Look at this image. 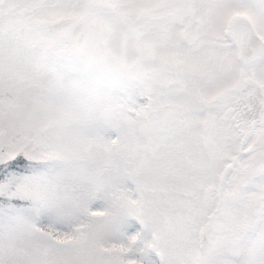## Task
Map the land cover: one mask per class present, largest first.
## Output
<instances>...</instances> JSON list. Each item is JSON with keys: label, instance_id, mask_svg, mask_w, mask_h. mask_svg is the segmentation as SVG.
Here are the masks:
<instances>
[{"label": "snow or ice", "instance_id": "obj_1", "mask_svg": "<svg viewBox=\"0 0 264 264\" xmlns=\"http://www.w3.org/2000/svg\"><path fill=\"white\" fill-rule=\"evenodd\" d=\"M0 264H264V0H0Z\"/></svg>", "mask_w": 264, "mask_h": 264}]
</instances>
